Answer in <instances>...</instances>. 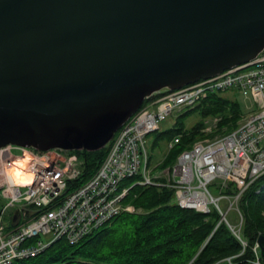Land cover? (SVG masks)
<instances>
[{
  "label": "water",
  "instance_id": "water-1",
  "mask_svg": "<svg viewBox=\"0 0 264 264\" xmlns=\"http://www.w3.org/2000/svg\"><path fill=\"white\" fill-rule=\"evenodd\" d=\"M263 47L264 0H0V148H98L153 92Z\"/></svg>",
  "mask_w": 264,
  "mask_h": 264
},
{
  "label": "built area",
  "instance_id": "built-area-1",
  "mask_svg": "<svg viewBox=\"0 0 264 264\" xmlns=\"http://www.w3.org/2000/svg\"><path fill=\"white\" fill-rule=\"evenodd\" d=\"M228 88L250 96L256 107L243 115L233 130L198 139L181 150L170 167L148 169L145 136L157 131L173 110L187 111L208 95ZM146 98L150 100L118 128L98 169L83 182L78 181L82 160L76 154L62 156L57 154L58 148L39 150L11 144L0 148V190L7 198L0 210V264L36 256L60 238L74 244L121 211H132L133 206L123 200L134 184L168 187L173 191V202L182 208L201 213L215 209L220 216L217 224L224 223L243 247L246 245L240 235L243 217L238 200L264 173V47L245 63L177 89L163 88ZM218 121L216 116L206 118L203 131H210ZM180 140V134L174 135L167 142L168 149ZM13 149L21 150V154H13ZM26 153L29 159L23 170L31 176V183L17 186L8 169ZM128 178H134L131 185L125 183ZM230 181L236 188L228 192ZM213 183L222 191L219 196L209 190ZM222 198L236 210L238 225L227 219L219 204ZM7 206L19 211L15 221V211L8 219L3 218ZM258 249L256 242L252 264H262ZM231 258L224 260L231 263Z\"/></svg>",
  "mask_w": 264,
  "mask_h": 264
},
{
  "label": "trees",
  "instance_id": "trees-1",
  "mask_svg": "<svg viewBox=\"0 0 264 264\" xmlns=\"http://www.w3.org/2000/svg\"><path fill=\"white\" fill-rule=\"evenodd\" d=\"M148 100L145 98L137 110ZM188 111L199 112L205 119L220 116L213 128L220 134L233 130L243 116L236 98L219 94L208 95L184 114ZM205 119L190 129L176 121L173 128L161 132L168 140L181 135L180 143L169 149L170 153L163 159V166L170 159L175 161L181 150L203 136ZM116 131L98 148L67 150L82 160L79 182L87 180L98 169ZM133 179L128 178L125 183L131 185ZM235 188L230 181L226 190L231 192ZM172 193L165 186L134 184L123 200L134 211H121L74 244L60 238L38 255L11 264H252L256 258L252 247L259 236H264V173L250 183L238 200L244 247L224 223L217 224L220 216L215 209L201 213L179 207L173 202ZM258 254L264 264L260 249ZM229 256L231 263L224 260Z\"/></svg>",
  "mask_w": 264,
  "mask_h": 264
},
{
  "label": "rangeland",
  "instance_id": "rangeland-1",
  "mask_svg": "<svg viewBox=\"0 0 264 264\" xmlns=\"http://www.w3.org/2000/svg\"><path fill=\"white\" fill-rule=\"evenodd\" d=\"M220 96L228 98V99H234L236 98L239 105L240 109L242 111L243 115H247L251 109H254L256 107L255 102L250 96H243L236 88H228L225 90V92L219 93ZM186 111L185 110H173L165 120L161 121L159 123V129L157 131L151 132L147 134L144 138V145L146 147L148 157H149V163H148V169L153 170V169H158V168H167L170 167L175 161L170 159V161L167 162L166 166L162 165L163 159L170 153L168 147H167V136L162 134L161 132H164L166 130H169L173 128L174 124L176 121H181L184 128L190 129L193 124L199 121H204L205 118L201 117L199 112L193 111L184 114ZM208 117H214V116H208ZM207 117V118H208ZM217 117V116H216ZM220 117V116H218ZM205 123V122H204ZM204 134L201 138L204 137H215L217 135H220V133L216 132L215 129H211L210 131H203ZM200 138V139H201ZM57 154L66 156L69 154L67 150L63 149H57L56 150ZM12 153L15 155H20L21 150L19 149H13ZM172 153V151H171ZM176 160V158H175ZM143 158H142V164H141V170L143 169ZM209 190L214 196H219L222 192L220 190L219 185L217 183H213L209 185ZM232 201V199L230 200ZM230 203L227 199H220L219 204L223 211H226V217L227 219L234 225H238L239 223V216L234 208L230 207ZM7 204V198L5 195H2V192L0 190V210ZM125 205H130L129 203H125ZM234 207V203L232 204ZM135 208L133 207L134 211ZM15 211V207L13 206H7L3 213V218L8 219L10 215L13 214ZM24 222V219H20V223ZM42 239H46V237H42Z\"/></svg>",
  "mask_w": 264,
  "mask_h": 264
},
{
  "label": "bare ground",
  "instance_id": "bare-ground-1",
  "mask_svg": "<svg viewBox=\"0 0 264 264\" xmlns=\"http://www.w3.org/2000/svg\"><path fill=\"white\" fill-rule=\"evenodd\" d=\"M28 159H29V154L26 153L24 158L17 161L20 162V165L22 166L18 165L16 162V166H13L10 169H8V173L11 175L12 178H14L16 175H20L24 177L29 176V174H27V172L23 170L26 167Z\"/></svg>",
  "mask_w": 264,
  "mask_h": 264
},
{
  "label": "clouds",
  "instance_id": "clouds-1",
  "mask_svg": "<svg viewBox=\"0 0 264 264\" xmlns=\"http://www.w3.org/2000/svg\"><path fill=\"white\" fill-rule=\"evenodd\" d=\"M17 164L20 165V162H17ZM10 178H12L11 175ZM12 180L13 183L17 186H26L31 183V176L29 175L27 177H24V176L16 175L14 178H12Z\"/></svg>",
  "mask_w": 264,
  "mask_h": 264
},
{
  "label": "flooded vegetation",
  "instance_id": "flooded-vegetation-1",
  "mask_svg": "<svg viewBox=\"0 0 264 264\" xmlns=\"http://www.w3.org/2000/svg\"><path fill=\"white\" fill-rule=\"evenodd\" d=\"M29 147H32V146H29ZM33 148H35V147H33ZM37 149V148H36ZM51 149H55V148H51Z\"/></svg>",
  "mask_w": 264,
  "mask_h": 264
}]
</instances>
